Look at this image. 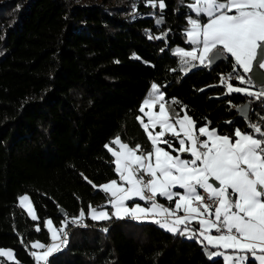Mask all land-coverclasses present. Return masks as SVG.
Returning <instances> with one entry per match:
<instances>
[{"label":"trees","instance_id":"1","mask_svg":"<svg viewBox=\"0 0 264 264\" xmlns=\"http://www.w3.org/2000/svg\"><path fill=\"white\" fill-rule=\"evenodd\" d=\"M189 2L165 0V23L158 27L149 13L159 11L144 0H0V248L13 250L20 264H35L31 242L51 243L45 220L59 227L65 214L70 220L89 203L105 204V194L83 178L96 185L118 180L105 144L119 135L150 147L136 117L153 82L167 86L166 99L187 105L198 126L251 131L226 102L241 105L247 97L218 99L223 89L206 87L231 72V59L187 75L169 71L180 66L171 50L191 48L183 35L187 16L195 18ZM169 29L167 45L148 39ZM262 115L264 102L252 101L251 120ZM25 194L38 221L18 206ZM83 222L88 226L69 223L68 243L49 264H223L209 261L195 241L151 222L87 216ZM0 264L14 263L0 257Z\"/></svg>","mask_w":264,"mask_h":264},{"label":"snow or ice","instance_id":"2","mask_svg":"<svg viewBox=\"0 0 264 264\" xmlns=\"http://www.w3.org/2000/svg\"><path fill=\"white\" fill-rule=\"evenodd\" d=\"M144 5L159 11V16L156 11L149 13L158 27L165 23V0H144ZM186 6L195 14V18L187 16L183 32L191 48L171 50L180 66L169 71L187 75L195 68L210 69L217 61L231 59V72L219 74L218 83L206 87L222 88L218 99L234 94L247 97L246 104L226 102L251 131L235 127L231 134H223L210 122L198 126L187 105L174 97L166 99L167 86L153 82L136 117L150 147L130 145L119 135L105 144L118 180L96 185L83 177L105 194V204L89 203L87 211L80 208L70 220L65 214L59 227L45 220L51 243L33 241L27 246L35 250L29 253L35 264H49L48 258L68 243L69 223L87 227L86 216L92 221L127 217L154 223L174 236L195 241L209 261L264 264V115L253 122L248 107L252 101L264 102V0H190ZM136 7L133 4L134 12ZM170 31L149 34L148 39L167 45ZM18 206L33 221L39 220L27 194L18 197ZM193 223L197 227H190ZM35 230L41 231L39 224ZM0 257L20 264L11 249L0 248Z\"/></svg>","mask_w":264,"mask_h":264},{"label":"crops","instance_id":"3","mask_svg":"<svg viewBox=\"0 0 264 264\" xmlns=\"http://www.w3.org/2000/svg\"><path fill=\"white\" fill-rule=\"evenodd\" d=\"M141 115V114H140ZM145 122H146V118H145ZM159 129H157V131H158ZM113 147H115V146H113ZM117 175V174H116ZM118 177V176H117ZM159 199L160 200H165V199H163V198H158V202H159ZM166 201V200H165ZM137 202H139V203H141L142 205H144V202H142V201H137ZM160 203V202H159ZM165 206H167V205H165ZM170 207V206H169ZM26 213V212H25ZM27 214V213H26ZM182 214V213H181ZM29 217V216H28ZM30 218V217H29ZM116 219V218H115ZM125 219H127V217L125 218ZM128 219H131V218H128ZM91 220V219H90ZM92 221V220H91ZM135 221H137V220H135ZM93 222H101V221H93ZM138 222H141V221H138ZM143 222H148V221H143ZM190 227H193V228H195V227H197V225L195 224V223H193L192 225H190ZM160 228V227H159ZM161 229V228H160ZM163 231H165L164 229H162ZM165 232H167V231H165ZM167 233H169V232H167ZM169 234H171V233H169ZM182 238H184L183 236H181ZM184 239H186V238H184ZM33 251H35L34 249H33ZM42 251V250H41ZM228 254H231V251L229 250V253ZM2 258V257H1ZM5 261H7L5 258H3ZM222 259V258H221ZM223 261V260H222ZM7 262H9V263H14V262H12V261H7Z\"/></svg>","mask_w":264,"mask_h":264},{"label":"water","instance_id":"4","mask_svg":"<svg viewBox=\"0 0 264 264\" xmlns=\"http://www.w3.org/2000/svg\"><path fill=\"white\" fill-rule=\"evenodd\" d=\"M226 60H227V58H225L224 60H222V61H217V63L215 64V65H213L212 67H215V66H218V65H220L221 63H224V62H226ZM247 103V102H246ZM245 103V104H246ZM248 107L250 108V104L248 105ZM249 114H250V112H249ZM240 115V114H239ZM241 116V115H240ZM63 214V212L61 211L60 212V215H62Z\"/></svg>","mask_w":264,"mask_h":264},{"label":"rangeland","instance_id":"5","mask_svg":"<svg viewBox=\"0 0 264 264\" xmlns=\"http://www.w3.org/2000/svg\"><path fill=\"white\" fill-rule=\"evenodd\" d=\"M24 210V209H23ZM25 211V210H24Z\"/></svg>","mask_w":264,"mask_h":264}]
</instances>
